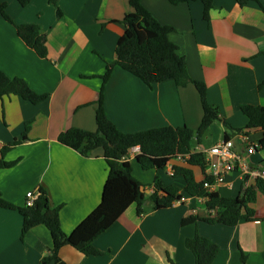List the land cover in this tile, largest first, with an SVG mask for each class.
<instances>
[{"label":"crops","instance_id":"obj_1","mask_svg":"<svg viewBox=\"0 0 264 264\" xmlns=\"http://www.w3.org/2000/svg\"><path fill=\"white\" fill-rule=\"evenodd\" d=\"M0 1L13 23L41 27L48 51L46 58H40L0 14V71L23 79L34 92L46 95L36 104L12 94L0 98V151L21 138L29 123L26 140L4 155L5 161L17 160L12 167L0 169V195L6 201L23 207L26 193L43 187L51 204L60 206L61 228L67 234L99 204L108 173L103 150L97 148L84 157L59 143L57 137L70 127L96 130L93 103L107 65L113 67L104 87L103 107L120 131L185 125L194 131L191 149L203 153L225 136L243 152L238 135L245 132L250 140L251 134L257 137L250 163L264 160V149L258 146L261 131L245 129L247 118L240 110L243 105L264 106V0L242 4L213 0L206 18L200 0L177 5L167 0H141L160 24L174 28L169 39L184 57L189 76L204 82L208 101L218 108L219 120L200 141L196 130L203 110L192 84L177 87L173 81H164L148 86L115 64L116 42L125 31L122 19L132 11L129 0H57L56 5L31 0L24 7L17 0ZM203 140H209L210 147ZM139 159L136 146L123 162L146 185V194L154 191L157 176L162 188H176L181 199L160 210H151L146 201L141 215L137 205L131 204L91 242L98 254L85 255L65 245L58 252L64 264H195L184 244L195 234L219 247L212 264H264V194L256 192L251 204L253 220L234 226L198 220L183 226L182 218H206L214 213L205 208L202 198L185 194L181 175H170L166 167L143 170ZM192 170L196 181L204 178L199 168ZM254 184V180L244 182L233 171L209 190L236 198L242 185ZM22 223L17 210L0 207V264H41L49 252L52 239L48 229L37 225L21 238Z\"/></svg>","mask_w":264,"mask_h":264},{"label":"trees","instance_id":"obj_2","mask_svg":"<svg viewBox=\"0 0 264 264\" xmlns=\"http://www.w3.org/2000/svg\"><path fill=\"white\" fill-rule=\"evenodd\" d=\"M21 6H26L31 0H17ZM172 5L187 3L194 0H167ZM203 4V15L208 17L213 0H200ZM242 4L246 0H237ZM56 5L57 0H49ZM132 9L127 13L122 23L124 33L118 38L115 48V64L139 78L143 83L152 86L164 81H173L177 87L192 84L200 95L203 116L196 130V139L206 134L209 126L219 120L218 108L207 99V88L203 81L193 80L189 76L185 59L178 52V47L169 39L174 28L160 24L152 14L142 5L141 0H129ZM264 12V6L261 5ZM1 16L12 23L18 37L40 58L47 57L46 35L37 24H15L5 11V5L0 1ZM58 16L61 15L57 9ZM113 65H107L105 72L100 76L101 85L98 96L93 103L95 108L96 130L89 131L78 127H70L62 131L57 140L59 143L77 151L86 157L93 150L101 148L104 160L108 166V173L102 187L99 204L69 233L61 228L60 206H53L48 192L39 187L32 206L18 207L6 201L0 195V207L17 210L22 218L21 238L26 232L37 226L44 225L50 232L52 246L41 260V264H64L58 252L62 246L70 245L85 255H95L98 251L91 247V242L106 231L131 205H137V214L145 213L143 203L149 202L151 210H160L171 207L181 199L178 190L174 187L162 188L158 177L153 182L154 191L146 194V185L142 184L131 174V168L125 165L123 157L133 147H139V165L143 170H160L165 168L168 161L178 154L189 155L184 163H173L174 174L181 175L186 183L185 194L190 197L202 198L205 208L214 213L206 218L188 216L182 218L181 225L195 223L198 220L208 223H219L234 226L240 221L254 219V203L256 192L264 194V181L256 180L253 186L241 187L238 197H226L217 191L203 186V181L211 178L204 173V155L200 151L191 149V139L194 131L187 126H165L135 133L120 131L106 116L103 99L104 87L111 76ZM17 95L33 104L39 103L46 95H39L23 79L9 77L0 71V98L4 95ZM242 114L247 118L245 129H258L261 137L258 146L264 149V106H241ZM224 124L229 127L228 123ZM29 123H26L21 138L2 147L0 151V169L10 168L17 160L5 161L4 155L20 142L26 140ZM228 139V136H225ZM185 164V165H184ZM192 167L199 168L204 178L196 181ZM185 247L193 256L195 264H212L219 247L211 240L195 234L185 239Z\"/></svg>","mask_w":264,"mask_h":264},{"label":"built area","instance_id":"obj_3","mask_svg":"<svg viewBox=\"0 0 264 264\" xmlns=\"http://www.w3.org/2000/svg\"><path fill=\"white\" fill-rule=\"evenodd\" d=\"M238 140L244 147L243 152L237 151L235 142L229 138L214 144L208 151L202 152L205 161V176L213 181L210 184L208 180H204L203 186L205 188L211 189L215 185L223 183L225 175L233 171H238L240 178L244 182L249 180L264 181V160L257 164L249 161V156L256 151L257 144L250 142L245 132L239 133ZM189 157V155L178 154L173 160L168 161L165 167L168 169L169 174L173 175L174 173V162L185 163ZM147 191L151 193L153 189ZM36 195L35 192L28 191L25 195V205L32 206Z\"/></svg>","mask_w":264,"mask_h":264},{"label":"rangeland","instance_id":"obj_4","mask_svg":"<svg viewBox=\"0 0 264 264\" xmlns=\"http://www.w3.org/2000/svg\"><path fill=\"white\" fill-rule=\"evenodd\" d=\"M251 135H252L253 140H254L255 138H257V137H255L253 134H251ZM253 140H252V139H251V140L249 139L250 142H252V143H254V144H257V143H255V142H257V141H253ZM203 145L206 146V147H210L211 142H210L209 140H203Z\"/></svg>","mask_w":264,"mask_h":264},{"label":"water","instance_id":"obj_5","mask_svg":"<svg viewBox=\"0 0 264 264\" xmlns=\"http://www.w3.org/2000/svg\"><path fill=\"white\" fill-rule=\"evenodd\" d=\"M37 196V195H36Z\"/></svg>","mask_w":264,"mask_h":264}]
</instances>
